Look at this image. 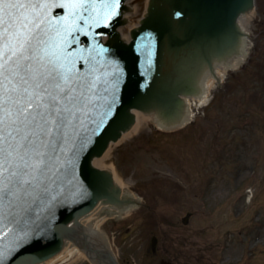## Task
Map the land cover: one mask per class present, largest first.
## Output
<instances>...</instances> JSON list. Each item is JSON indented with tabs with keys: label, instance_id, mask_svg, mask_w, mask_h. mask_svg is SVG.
Segmentation results:
<instances>
[{
	"label": "rangeland",
	"instance_id": "obj_1",
	"mask_svg": "<svg viewBox=\"0 0 264 264\" xmlns=\"http://www.w3.org/2000/svg\"><path fill=\"white\" fill-rule=\"evenodd\" d=\"M144 2L136 0L135 22ZM261 6L248 24L255 68L227 75L211 107L197 109L184 131L154 134L146 123L102 163L151 207L120 234L107 228L123 262L147 264L156 235L164 247L148 264L181 246V237L189 250L175 264H204L202 255L209 264H264V0Z\"/></svg>",
	"mask_w": 264,
	"mask_h": 264
},
{
	"label": "water",
	"instance_id": "obj_2",
	"mask_svg": "<svg viewBox=\"0 0 264 264\" xmlns=\"http://www.w3.org/2000/svg\"><path fill=\"white\" fill-rule=\"evenodd\" d=\"M66 1L67 4L64 0H54V6L50 5L49 0H3L0 3V66H3V40L11 36H5L3 29L15 34L17 30L33 27L48 17L43 10L59 6L62 8L63 18L68 22L70 17L67 10L73 12L78 20L77 28L74 26L69 31L65 29L62 36H56L52 41L54 49L62 48L66 52L59 55L50 48L60 71L59 78L74 74L81 80L79 73H82L83 80L93 83L95 80L109 79L110 68L105 64L106 60L114 66L119 64L123 69L119 81L114 79L113 82L103 84L109 90L118 88L113 91L111 99L113 103L116 101L112 117L94 126L88 141L76 139V148L82 150V154L78 156L79 162L75 170L78 169V179L91 194L93 201L89 204L91 200L85 199L78 201L77 205L63 207L58 211V220L53 224L55 234L51 237L54 244L50 243L45 247L44 252L48 251L46 257L61 248L62 241L56 233L57 229H62L66 233L64 235L73 237L74 233L63 226L68 217L72 215L78 219V214L88 212L99 198L103 205L112 204L116 200L118 206H121L120 189L113 183L111 175L106 171L90 169L89 163L93 157L104 152L109 141H117L121 132L134 123L130 110L136 109L153 116L164 128L177 126L184 112L182 96L197 92L200 75L206 69L212 71L215 60H228L239 53L243 32L238 19L252 7V0H150L148 12L140 22L141 26L131 32V42L124 44L114 32L117 26L124 23L119 18L114 20V16L118 14L119 7V14L126 10L122 3L119 5L118 0H111V3L103 5L101 1H92L93 4H81L77 0ZM14 5L18 7H13ZM27 5L30 7L25 8ZM19 7L25 10L20 11ZM104 16L110 29L97 23L98 18ZM25 23L27 28L22 26ZM60 23L61 19L55 21L49 18L42 30L57 28ZM62 25L66 28L65 24ZM103 34L109 36L106 42L101 41ZM145 47L152 48L148 50L150 59L149 56L141 57L136 52ZM71 48L75 53L73 56L78 58L76 62H70L68 58ZM139 63L142 74L139 73ZM84 68L88 69L84 71ZM2 73L3 68L0 67V103H3ZM60 83L67 90V86L62 81ZM68 148L73 149L70 142ZM0 173V187L3 188V169H0ZM59 176L64 177L61 173ZM0 204H3V199H0ZM2 221L3 216L0 219V236L3 235ZM32 245L37 248L30 245V252L20 254L14 258V262L10 259V264H20L25 258L23 264L40 262L42 254L38 252L41 241L35 240ZM0 252L3 254V247H0Z\"/></svg>",
	"mask_w": 264,
	"mask_h": 264
},
{
	"label": "snow or ice",
	"instance_id": "obj_3",
	"mask_svg": "<svg viewBox=\"0 0 264 264\" xmlns=\"http://www.w3.org/2000/svg\"><path fill=\"white\" fill-rule=\"evenodd\" d=\"M22 26L28 27L27 23ZM36 27L39 28V25ZM6 47L10 55L0 66L7 82L4 84L7 99L0 103V169L8 172V182L14 186L18 166L13 168L12 163L20 155V150L23 149L25 154L34 153V163L29 167L34 172H42L51 159L47 150L55 144L57 137L65 135V129L75 117L74 109L78 110L76 105L79 100L72 95L73 90H65L51 71L36 74L32 65L27 63L32 57L25 55L27 49L23 42L19 48ZM20 158L23 159V156ZM10 194L11 187L7 192L0 187V199Z\"/></svg>",
	"mask_w": 264,
	"mask_h": 264
},
{
	"label": "bare ground",
	"instance_id": "obj_4",
	"mask_svg": "<svg viewBox=\"0 0 264 264\" xmlns=\"http://www.w3.org/2000/svg\"><path fill=\"white\" fill-rule=\"evenodd\" d=\"M29 7L30 6L27 5L25 8H29ZM25 8L23 9V8L19 7V10L20 11L21 10L24 11ZM250 18H251V16H249L247 19H245L243 21V24L245 26H246V24H248ZM123 38L125 39V41H128V40H126V39H128L127 36H124ZM211 83L212 82H209V84H211ZM136 115H137V120H136V123H135L133 129H131L127 134H125L122 137L121 143L124 142V141H126V140H129L130 138H132L133 136H135L140 131V129L142 128V126L145 125V123H147L148 120H149V118H147L145 116H142V115H139L138 113ZM116 146L117 145H115V144L111 145L109 147V149L106 152H104V154L102 155L101 158L96 159V160L93 161V166H95L97 168L105 167L104 165H102V163H104V161H106L107 158H109L110 153L113 152V150L115 149ZM109 170L112 171L111 168H109ZM115 179H116V177H115ZM116 181L118 182L117 179H116ZM95 217L96 218H99L97 215ZM96 218L92 217V218L86 220L85 221V224L88 225L90 223L94 228H99L100 225L102 224V221H99ZM99 219H104V218H99ZM1 223H3V221ZM25 242H26V244L31 243L30 241H25ZM76 253L78 254V257L79 258H82V259L84 258L85 259V255L84 254L78 252L77 249H75L73 246H71V244H67V246L64 248V250L57 257H55L54 259L46 262L45 264H66L67 261L70 259V257L73 256V255H75Z\"/></svg>",
	"mask_w": 264,
	"mask_h": 264
}]
</instances>
